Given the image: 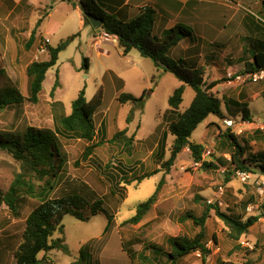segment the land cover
<instances>
[{
    "label": "rangeland",
    "instance_id": "obj_1",
    "mask_svg": "<svg viewBox=\"0 0 264 264\" xmlns=\"http://www.w3.org/2000/svg\"><path fill=\"white\" fill-rule=\"evenodd\" d=\"M199 2L232 6L229 0ZM240 2L244 7H250L243 14H250L257 24L264 27L261 0ZM70 5L66 1L56 6L52 4L55 11L46 19V14L51 11V3L42 4L37 9L27 8L22 3V11H16L20 13L18 19L12 12L6 22L0 24V63L8 70L0 66V91L13 88L24 98L28 97L25 68L32 62H40L48 57L47 51L40 52L43 42L40 37L36 36L31 47L25 48L37 21L45 17L43 25L52 31L51 35L46 36L51 47L69 39L68 46L59 53L56 65L45 75L38 102L31 104L26 99L0 111V131L18 135L27 127L57 131L59 119L70 114L71 104L80 90H84L88 102L99 90L102 94V103L94 116L97 133L92 144H96V147L91 156L82 160L88 145L86 141L65 135L59 137L60 149L66 161L57 177L46 176L42 180L33 177L31 182L35 184L36 194L19 196L18 215H13L4 204L0 205V264L14 262L13 253L21 242L25 219L30 211L43 199L72 193L83 196L89 202L101 200L103 211L86 222L70 216L63 218V233H57L53 238H62L67 251L53 250L38 255L40 259L44 257L53 264L77 261L80 247L84 249L82 262L87 264H169L167 239L193 238L199 227L190 220L182 222L180 218L185 214L200 217L204 204L216 205L221 212L242 221L251 216L259 217L261 210H264L261 179L264 178L261 173V167H264V132L257 130L256 126L264 122V75L254 81L250 74L244 73L245 64L251 63L253 56L247 53L245 56L241 52V47L245 46L255 53L257 48L253 40L241 42L236 36L229 44L230 54H227V50H221L218 44L201 47L203 50L198 63L203 66V80L205 85L219 82L209 92L220 100L223 118L209 115L192 133L189 142L201 144L204 148L202 158L212 162L216 169L201 167L200 163L193 161L189 150L184 148L169 172L165 173L161 164L169 158L173 136L166 134L162 144L161 139L168 124L175 118L164 113L169 109V96L180 82L171 73L154 67L134 48L122 55L118 41L116 45L112 44L114 46L103 45L104 49H108V54L97 56L91 43L93 29L86 26L83 32L76 30V14ZM230 10V14L225 13L227 21L235 13L234 9ZM109 11L112 13V10ZM257 11H261L263 16ZM238 13L233 15L230 22L231 33L240 31ZM172 14L175 15V12ZM175 19H167L166 27L175 21L188 27L192 25L186 12ZM227 21L224 20V25ZM157 22L152 35L160 37L163 28L159 29L161 21L157 19ZM42 27L40 32H43ZM74 34L78 35L72 38ZM222 39L218 38L217 42ZM185 44L181 43L169 56H179ZM212 55L214 58L209 59ZM84 58L88 60V69L82 67ZM56 72L59 87L51 97ZM144 91L146 96L142 108L130 103L121 105L117 101L121 93L139 97ZM193 97V90L186 86L179 113L189 107ZM239 103L247 105L249 119L242 117ZM224 119L236 120L229 133L242 146L240 160L244 161L248 171L234 169L231 165L233 148L224 136L227 131ZM239 130L241 133L238 134ZM119 132L123 133L117 136ZM19 172L20 163L0 150L2 193ZM237 172H247L251 176L243 181ZM151 173V176L141 180ZM161 179L164 184L144 218L136 225L123 224L134 215L136 206L154 193ZM42 189L44 191L39 194ZM108 216L111 223L106 229ZM205 234L209 249L205 262L202 263L200 254L196 252L179 259L176 264H264V227L258 219L243 235L252 244L251 249L242 247L240 239H232L228 228L213 211L205 221Z\"/></svg>",
    "mask_w": 264,
    "mask_h": 264
},
{
    "label": "trees",
    "instance_id": "obj_2",
    "mask_svg": "<svg viewBox=\"0 0 264 264\" xmlns=\"http://www.w3.org/2000/svg\"><path fill=\"white\" fill-rule=\"evenodd\" d=\"M78 3L82 9V13L102 20V31L117 39L118 47L122 50V55L125 56L134 48L141 57L149 59L154 67L171 73L180 82L181 85L172 92L167 101L170 113L176 114V111L179 109L185 87H190L193 90L194 97L191 104L182 113L176 114L175 120L168 124L166 132L161 139L162 144L166 134L173 136L169 158L161 164L164 172H169L177 156L184 148L189 150L193 161L200 163L201 167L216 169L212 162H206L202 158L203 146L189 142V138L198 125L204 122L209 115H214L219 119L223 118L220 111V100L209 92L219 82L213 81L209 85H205L202 68L191 67L185 60H175L169 56V52L173 47L181 40L191 36V29L182 22H178L165 30L162 38L159 39L152 35L155 11L151 7L141 8L136 17L127 21H121L106 12L96 0H79ZM261 8L264 9V0H261ZM259 14L262 15V12L259 11ZM41 21H37L35 28L31 31L25 44L26 49H29L34 43L36 28L40 25ZM132 42L135 43L134 47L130 44ZM68 44L69 39L61 41L55 47L46 44L47 60L32 62L25 68L28 80V97L24 98L13 88L2 90L0 91V111L5 108H12L26 99L29 103L36 104L47 71L56 65L59 53L64 51ZM82 67L83 69H88L87 58L83 59ZM261 71H264V53L259 52L253 56L251 63L245 64L244 73L253 74ZM58 87V73L56 72L55 81L50 91L51 97ZM145 96V91L139 97L121 93L117 97V101L121 105L130 103L142 108ZM101 103L102 94L100 90L88 102L85 100L84 90L82 89L71 104L70 114L62 116L59 119L57 131L35 129L33 127H27L19 135L0 131V150L5 151L20 163V172L15 175L4 193L0 191V205L4 204L13 215H18L19 196H34L36 194L35 184L31 182L33 177H37L38 180H42L46 176H50L51 178L57 177L66 161L60 149L59 137L63 138L65 135L86 141L88 145L82 154V160H86L91 156L93 149L96 147V144H92L96 133L94 116ZM239 105L242 107V117L249 119L247 105L243 103H239ZM229 129L227 128V131L224 132V136L231 142V147L233 148V153L230 156L231 165L234 166V169L248 171L244 161L240 160L243 148L235 136L229 133ZM122 133H117V136H120ZM261 173L264 176V167H261ZM152 174L144 176L141 180ZM163 184L164 180L161 179L156 185L154 193L147 200L139 203L136 206L134 215L125 220L123 224H138L156 202L157 195ZM43 191L44 189L39 194ZM102 205L101 200L89 202L86 198L76 193L67 194L59 198L43 199L39 205L30 211L25 219L21 242L13 253L14 264H52V262L45 260L44 257L40 259L38 255L40 253L45 255L53 250L67 251L62 238H53L55 234L61 235L63 233V218L70 216L80 222H86L89 218L103 211ZM211 211L228 228L234 240L240 239L247 233L248 229L258 219L257 216H251L242 221L221 212L216 205L204 204V210L200 217L185 214L180 218L182 222L190 220L195 226L199 227V231L193 238L176 237L167 239V244L170 248V251L166 254L169 264H176L179 259L196 252L200 254L202 263L205 262L206 257L209 255V249L205 243V221ZM110 223L111 217L108 216L106 229ZM83 253L84 249H80L78 260L70 264H83Z\"/></svg>",
    "mask_w": 264,
    "mask_h": 264
},
{
    "label": "crops",
    "instance_id": "obj_3",
    "mask_svg": "<svg viewBox=\"0 0 264 264\" xmlns=\"http://www.w3.org/2000/svg\"><path fill=\"white\" fill-rule=\"evenodd\" d=\"M65 1L71 3L70 5L71 10H73V12H75L76 14L75 15L77 19L76 30L77 31L79 30V32H83L85 29L84 27L86 26L83 25V13L78 3L79 0H0V24L6 22L7 18L12 14V12H15V15L18 19L20 13L19 12L17 13L16 11L17 10L22 11L23 8L22 3L27 8L29 7L31 9H37L41 7L42 4L51 3V11L50 13H47L45 16L46 19H49L52 14L51 12L55 11L54 9L55 7H52V4L56 6L58 4H63ZM96 1L105 9L106 12H108L114 17H118L119 20L121 21H127L136 17L139 14L141 8L144 7L153 8L155 11L154 26L158 23L157 22L158 19L159 21H161L159 29L163 28L160 37H157L159 39L162 38L165 30L169 29L170 27L174 26L176 23L179 22V21H175V22L173 21L174 24H169L168 27H166L165 25L166 20L169 19L170 17L177 19L178 16L181 17L182 14L186 12L187 15L190 17L189 20L192 23V25L189 26V28L192 31V34L189 38L181 40L175 47H173L170 50L169 54H171L172 51H174L179 45H181V43H186L183 50H181L182 54L180 53L179 56L177 57L175 56L172 59L185 60L188 63V65L191 67H197V68L203 67L198 63L199 62L198 59H201L200 55H201V51L203 50V48L201 47L203 46L209 48L211 45L218 44V47L221 48V50L224 51L227 50V54H230L231 49H229V44L233 42L236 36L241 42L248 39L253 40V43L257 48L255 53H251V49H246L245 46L241 47V52L245 56L246 53L248 54V56H254L259 52L264 53V27L257 24L253 20L250 14H246V15L243 14V12H247L246 10L250 9V7L247 6L244 7L241 4L240 0H237L238 3L233 0H229L232 6L238 8H233L232 6L227 7L226 5L215 6L214 2H207L205 5L204 3L199 2V0H96ZM230 9L235 10L234 14H237V12L240 13L239 32L231 33L230 31L232 26V25L230 26V22L234 14L230 18H228V21L227 18L225 17L226 12L230 14L231 11ZM109 10H112V13H110ZM172 12H175V15H173ZM168 14L170 17L168 16ZM43 19L40 25L37 27L35 37L36 36L40 37L41 38L40 41L44 39L48 41V38H46V36L51 35L52 31L49 28H47L45 25H43L45 21V20L43 21ZM224 20L227 21L226 25H224ZM15 21H20V20H15ZM218 22L220 23V25ZM41 26H43L42 27L43 32H40L39 30ZM92 29H93V37L91 43L93 42L92 46L95 48L96 55L99 57L102 55H107L108 49H104L103 45L109 46L111 44L107 41H102L105 33L102 30H98L94 28ZM77 35L78 34H74L71 36L73 37ZM225 36L227 39H222ZM218 38L222 40L220 42H217ZM47 44L50 45V42L48 41ZM2 58H4V56H2ZM213 58H214L213 55L209 57V59H213ZM45 60H41V61H45ZM1 63H0L1 68L8 71L7 67L5 65H2ZM169 111L170 109H167L164 114L173 115L174 118L176 117V114L179 113L178 110L176 111V114L175 113L172 114ZM81 248L82 247H80V249ZM8 263L14 264V262H8ZM54 264H56V262H54ZM83 264H86V262H83Z\"/></svg>",
    "mask_w": 264,
    "mask_h": 264
},
{
    "label": "built area",
    "instance_id": "obj_4",
    "mask_svg": "<svg viewBox=\"0 0 264 264\" xmlns=\"http://www.w3.org/2000/svg\"><path fill=\"white\" fill-rule=\"evenodd\" d=\"M103 40L102 41H107L109 42L111 45L112 44H116L117 43V39L112 37V36H109L107 34H104L103 36ZM48 43V41L46 39L43 40L41 46H40V52H43L46 51V48H45V45ZM264 75V71H261V72H256V73H253V74H250V76L252 77V79L254 81L258 80V79H261ZM225 126L227 128H230L231 130L234 128L235 126V123H236V120L234 119H224L223 120ZM243 121H241L242 123ZM243 124H245L243 122ZM250 124V123H249ZM256 129L261 131V132H264V122H261L259 125L256 126ZM241 133V130H239L238 134ZM237 176L243 180V181H246L247 179L250 178V174L247 173V172H237ZM262 179V184L264 186V178H261ZM249 210V208H248ZM258 221L263 225L264 227V210H261V212L259 213V217H258ZM239 244L242 246V247H246V248H249L251 249L253 246L252 244H250L248 241L245 240V238L242 236L240 238V242Z\"/></svg>",
    "mask_w": 264,
    "mask_h": 264
},
{
    "label": "water",
    "instance_id": "obj_5",
    "mask_svg": "<svg viewBox=\"0 0 264 264\" xmlns=\"http://www.w3.org/2000/svg\"><path fill=\"white\" fill-rule=\"evenodd\" d=\"M82 11V9H81ZM83 25L88 26L90 25L94 29L102 30V20L97 19L89 14H84L83 13ZM132 47L135 46V43L132 42L130 43Z\"/></svg>",
    "mask_w": 264,
    "mask_h": 264
}]
</instances>
